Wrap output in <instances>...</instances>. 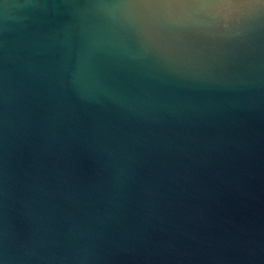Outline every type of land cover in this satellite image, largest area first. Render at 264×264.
<instances>
[{
    "label": "water",
    "instance_id": "water-1",
    "mask_svg": "<svg viewBox=\"0 0 264 264\" xmlns=\"http://www.w3.org/2000/svg\"><path fill=\"white\" fill-rule=\"evenodd\" d=\"M0 264H264V0H0Z\"/></svg>",
    "mask_w": 264,
    "mask_h": 264
}]
</instances>
